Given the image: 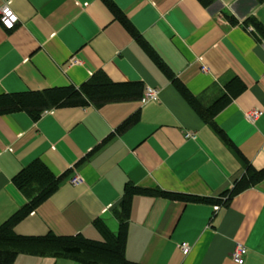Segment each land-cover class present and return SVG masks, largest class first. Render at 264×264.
I'll return each instance as SVG.
<instances>
[{"label": "crops", "instance_id": "0c3cea01", "mask_svg": "<svg viewBox=\"0 0 264 264\" xmlns=\"http://www.w3.org/2000/svg\"><path fill=\"white\" fill-rule=\"evenodd\" d=\"M111 1L117 14L104 0H0V8L17 16L11 27L0 20V94L78 87L97 71L113 82L138 81L141 92L160 90L147 103L141 93L100 108L50 107L37 119L25 111L0 114V224L27 202L13 176L40 161L62 178L15 225L19 235L80 233L98 240L97 218L115 232L113 211L129 182L215 202L133 195L128 260L238 264L231 252L241 243L242 264H264V0ZM168 74L203 107L226 95L214 126ZM250 110L260 111L254 121L245 117ZM248 168L262 176L224 204ZM77 175L82 182L72 184ZM13 264L77 263L19 254Z\"/></svg>", "mask_w": 264, "mask_h": 264}, {"label": "trees", "instance_id": "16d2710c", "mask_svg": "<svg viewBox=\"0 0 264 264\" xmlns=\"http://www.w3.org/2000/svg\"><path fill=\"white\" fill-rule=\"evenodd\" d=\"M114 13H118L111 0H104ZM147 48V47H146ZM149 49V48H147ZM158 67L164 65L153 57ZM165 71V70H164ZM167 73V71H165ZM174 86L193 107L198 115L208 124L214 126L213 118L228 101L222 95L207 107L201 106L197 98L190 94L183 84L168 74ZM142 84L138 81L113 82L104 72L97 71L78 87L70 84L43 91L0 94V114L25 111L33 119H37L47 108L63 105L92 104L97 108L111 102L134 99L141 96ZM135 119V114L127 118L116 129L125 130ZM262 176V172H253L250 168L246 174L227 192V203L230 197L239 193ZM62 176H55L40 161H34L22 168L12 178L14 185L26 196L27 202L0 224V264H13L19 254L37 256L65 257L77 264H140L126 258L125 247L129 224L131 198L135 194H162L184 202H215L214 199L193 194L166 192L157 188H147L125 184L119 207L113 211L118 220L117 231H112L101 218L93 220L92 225L101 238L91 239L77 233L74 235H57L48 232L39 236L19 235L14 231L15 225L29 215L59 185ZM219 202V201H217Z\"/></svg>", "mask_w": 264, "mask_h": 264}, {"label": "built area", "instance_id": "2783aa9c", "mask_svg": "<svg viewBox=\"0 0 264 264\" xmlns=\"http://www.w3.org/2000/svg\"><path fill=\"white\" fill-rule=\"evenodd\" d=\"M0 20L1 22L6 26V27H11L13 24L17 21V16L4 4L0 8ZM72 62H75V58L71 59ZM205 70L206 67H203ZM159 93L160 90L157 87H152V86H146L143 89L142 96L140 98V101L142 103H147L150 101H157L159 99ZM260 114V111L258 110H250L245 112V117L250 120L254 121ZM195 134L194 132H186L185 137H194ZM82 182V178L80 176H75L71 179L72 184H79ZM181 248L183 251L188 250V244L187 243H182ZM244 251L245 247L241 243L235 244L231 256L234 262L238 264H242L244 262Z\"/></svg>", "mask_w": 264, "mask_h": 264}]
</instances>
